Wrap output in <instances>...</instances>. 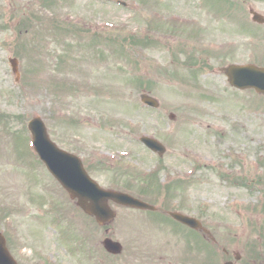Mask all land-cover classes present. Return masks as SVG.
<instances>
[{"label": "rangeland", "instance_id": "1", "mask_svg": "<svg viewBox=\"0 0 264 264\" xmlns=\"http://www.w3.org/2000/svg\"><path fill=\"white\" fill-rule=\"evenodd\" d=\"M120 1L130 8L117 6L115 0H0V232L9 238L13 256L19 264H82L67 244L77 235L78 229L71 230L86 226V218L71 219L75 212L70 206L55 213L58 202L63 204L53 180L29 152L28 123L39 115L53 141L85 157L92 176L106 188L124 190L122 184L132 178L155 173L162 178L158 156L141 146L139 136L145 132L165 139L171 148L166 160L173 170H168L170 178L191 168L196 184L186 193H175L186 196L185 203L167 194L164 183L160 198H145L200 218L221 249L231 254L226 258L217 251L215 264H224L233 254L245 258L252 253L264 262V177L259 178L264 174V98L237 92L219 72L233 61L264 65V41L257 43L245 34L244 51L213 55L211 60L193 53L191 44L199 49L205 42L186 38L194 26L177 25H206L211 14L203 0ZM218 2L222 6V0L211 1ZM158 3L163 10L147 9ZM223 12L213 9L215 25H221ZM169 30L178 37L168 35ZM18 34L31 41L22 50ZM132 36L144 44L149 39L150 47L134 48ZM222 36H214L213 44L208 41L213 53L224 45ZM20 51H25L18 54L25 85L16 84L9 65ZM196 58H205L200 70V63L194 62L193 68L188 63ZM193 80L199 89L188 85ZM143 90L163 103L166 118L162 110L142 108ZM174 113L177 119L171 122L169 114ZM90 158L104 167L94 168ZM135 179L134 196L142 187ZM242 180L244 187H239ZM116 212L113 237L129 252V236L146 227L151 235L134 234L133 239L157 238L156 244L174 243L181 252L194 243L183 232L159 234L149 215L145 219L124 208ZM57 218L67 219L56 223L63 228H54ZM102 239L104 234L94 233L97 251ZM202 240L197 239L201 250ZM97 251L87 264L97 263ZM132 263L129 256L116 262Z\"/></svg>", "mask_w": 264, "mask_h": 264}, {"label": "water", "instance_id": "2", "mask_svg": "<svg viewBox=\"0 0 264 264\" xmlns=\"http://www.w3.org/2000/svg\"><path fill=\"white\" fill-rule=\"evenodd\" d=\"M17 73V66L14 65ZM34 134V146L50 172L69 190L73 198H78L80 206L89 214L95 215L100 222L106 221L112 215L108 201L113 200L119 205L139 209L151 207L128 195L101 190L84 172L80 162L69 156L50 142L44 123L36 117L30 124ZM178 219L187 218L176 216ZM0 264H16L6 248L5 238L0 234Z\"/></svg>", "mask_w": 264, "mask_h": 264}, {"label": "flooded vegetation", "instance_id": "3", "mask_svg": "<svg viewBox=\"0 0 264 264\" xmlns=\"http://www.w3.org/2000/svg\"><path fill=\"white\" fill-rule=\"evenodd\" d=\"M222 1L224 11L222 25L213 24V9L216 11L215 8L217 7V5L211 2L205 3L208 13L211 14V18L205 23L206 25H199L195 22L192 24V26L194 27H191V39L200 42L205 41L199 49L196 48V44H191L193 53H202V56H206L209 54L212 55L213 46L210 45L208 41L213 44V37H220L221 34L223 35V43L228 52L223 50L224 45L222 44V48H218V52L214 53H221L228 56L229 52L234 53L239 49H233L230 47V45H238V39L242 35V33H245V27L247 28V30L248 28H258L259 31H264V24H257L253 20V17L264 18V0ZM230 35H232V37ZM256 37L258 39L256 42L258 43L260 41V38L264 37V35L257 34ZM165 215L166 217L170 218L168 212H166ZM176 224H178L180 228L183 229L180 223L176 222ZM144 246L145 245L141 243H136L133 245L132 255L138 254L136 248L142 251V253L136 257V260H139L143 257L142 260L147 261L148 264H193V260L191 259L189 254H186L183 258H178L174 250H168L159 254L156 252H150L149 249H145V252L143 253V250L141 248Z\"/></svg>", "mask_w": 264, "mask_h": 264}]
</instances>
